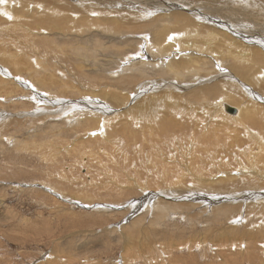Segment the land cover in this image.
<instances>
[{
	"label": "rangeland",
	"instance_id": "1",
	"mask_svg": "<svg viewBox=\"0 0 264 264\" xmlns=\"http://www.w3.org/2000/svg\"><path fill=\"white\" fill-rule=\"evenodd\" d=\"M0 9V264H264V187L219 180L258 145L242 127L222 136L236 124L204 110L264 105V0H0ZM86 13L122 28H86ZM162 98L196 107L200 120L177 113L180 129L160 124L155 136L148 119L127 126L155 116ZM192 149L199 162L187 176Z\"/></svg>",
	"mask_w": 264,
	"mask_h": 264
},
{
	"label": "bare ground",
	"instance_id": "2",
	"mask_svg": "<svg viewBox=\"0 0 264 264\" xmlns=\"http://www.w3.org/2000/svg\"><path fill=\"white\" fill-rule=\"evenodd\" d=\"M50 0H48V2H49ZM36 3V2H35ZM34 3V4H35ZM38 6H36V7H41V5L40 4H38V3H36ZM51 5V4H50ZM42 7H43V5H42ZM44 7H47V6H44ZM44 7H43V9H44ZM49 7V6H48ZM30 8V7H29ZM28 9V8H27ZM51 9H52V7L50 8V9H48L49 11H51ZM20 10V9H19ZM29 10V9H28ZM36 10H37V8H36ZM47 10V9H46ZM53 10V9H52ZM0 11H1V9H0ZM44 11V10H43ZM55 11V10H54ZM57 11V10H56ZM55 11V12H56ZM40 12V11H39ZM46 12H48V11H46ZM113 12V11H112ZM33 13V12H32ZM109 13V12H108ZM17 14V13H16ZM15 14V15H16ZM48 14V13H47ZM46 14V15H47ZM107 14V13H106ZM30 15V14H29ZM41 15V14H40ZM45 15V14H44ZM54 15H55V13H54ZM58 15V14H57ZM59 15H60V13H59ZM127 15H128V17H129V14L127 13ZM37 16H38V14H37ZM48 16V15H47ZM88 15H87V13H86V16L84 17V19L83 20H81L80 22H81V25L82 26H85L86 28H92V27H99L98 29H103L104 27H106L107 28V30H104V32L105 33H107V34H110V33H116V30L120 27V29L122 28L121 26H122V22H120L118 19H105V20H101L99 17H98V21H97V23H96V25L94 24V21L92 20V21H90V20H88L87 21V18H90V17H87ZM2 17V16H1ZM14 17H16V16H14ZM31 17H32V15H31ZM40 18H42V16H39ZM116 17V16H115ZM3 18V17H2ZM24 18H25V16H24ZM33 18V17H32ZM60 19H63V18H61V17H59ZM58 18V19H59ZM1 19V18H0ZM28 19V18H27ZM53 19H55V18H53ZM65 19V18H64ZM46 20H48V19H46ZM49 22H50V20H48ZM55 21V20H54ZM61 21V20H60ZM59 21V22H60ZM63 21V20H62ZM61 21V22H62ZM84 23H83V22ZM96 21V20H95ZM130 21V20H129ZM2 21L0 20V23H1ZM11 22V21H10ZM37 22H38V19H37ZM52 22H53V20H52ZM57 22V21H56ZM111 22H113L114 23V28H110L111 27ZM3 23V22H2ZM40 23V22H39ZM42 23H44V22H42ZM47 23V22H46ZM51 23V22H50ZM128 23V22H127ZM6 22H5V25L4 26H2L3 28L6 26ZM53 24H54V22H53ZM53 24H51L50 26H52ZM59 24V23H58ZM19 25H21V24H19ZM35 25H37V24H35ZM35 25L33 24V26L35 27ZM39 25V27H40V24H38ZM48 25V24H47ZM57 25V24H56ZM121 25V26H120ZM8 26V25H7ZM28 26V25H27ZM59 26H60V24H59ZM65 26H67V27H70V24H69V22H67L66 21V23H64L63 22V25L61 26V28L62 27H64L65 28ZM1 26H0V28H2ZM43 27V24H42V26H41V28ZM7 28V27H6ZM6 28H4V29H6ZM11 28V27H10ZM33 28V27H32ZM37 28V27H36ZM53 28H55V27H52L51 29H53ZM57 28V27H56ZM59 28V27H58ZM60 28V29H61ZM63 28V29H64ZM17 29H19V28H17ZM26 29V28H25ZM46 29V28H45ZM48 29V28H47ZM51 29H49V31H51ZM60 29H58V30H55L54 29V31H52V32H50V33H53V34H59V33H62L61 31H60ZM101 29V30H102ZM123 29H125V28H123ZM24 30V29H23ZM23 30H19L20 32H22ZM34 30H36V29H34ZM33 30V31H34ZM42 30H44L43 28H42ZM16 31V30H15ZM18 31V30H17ZM44 31H46V30H44ZM44 31H40V33L41 32H44ZM48 31V30H47ZM48 31V32H49ZM83 31H84V29H83ZM86 31V30H85ZM5 32H8V30L7 31H5ZM24 32V31H23ZM56 32V33H55ZM93 32V31H92ZM231 32V35H233L234 34V32L233 31H230ZM3 33V32H2ZM10 33V32H9ZM12 33H13V31H12ZM12 33H10V35L12 34ZM26 33H27V30H26ZM39 33V32H38ZM37 33V34H38ZM40 33H39V35H40ZM49 33V34H50ZM104 33V34H105ZM120 33V32H119ZM4 34V33H3ZM48 34V35H49ZM239 33L237 32L236 33V38L239 36L238 35ZM241 34L242 35H244L243 34V32H241ZM4 35H6V34H4ZM111 35H113V34H111ZM245 35H247V34H245ZM7 36V35H6ZM15 36V35H14ZM27 36H29V35H27ZM33 36V35H32ZM47 36V35H46ZM250 36V35H249ZM24 38V37H23ZM240 38V37H239ZM5 39V38H4ZM10 39V38H9ZM56 39V38H55ZM80 39V38H79ZM105 39V38H104ZM239 40V39H238ZM238 40H235L236 41V43H239V42H241V40L238 42ZM10 41V40H9ZM27 41V40H26ZM76 41V40H75ZM15 42V41H14ZM86 42V41H85ZM240 45H241V43H239ZM71 45V44H70ZM74 48H76V47H81L82 49H86L85 47H87V44L86 43H82V42H80L79 43V45L78 46H73ZM238 50L239 49H241V47H236ZM21 49V48H20ZM257 51H260L259 50V48H255ZM241 50H243V49H241ZM88 51V50H87ZM261 52V51H260ZM258 54V53H257ZM80 54H78L77 56H79ZM81 56V55H80ZM5 58H7V57H5ZM9 58V57H8ZM11 58V57H10ZM73 60H74V58H72ZM82 59V58H81ZM263 59V58H262ZM5 60V59H4ZM6 60H8L9 61V59H6ZM16 60H17V58H16ZM205 60V59H204ZM14 61H15V59H14ZM13 61V62H14ZM264 61V60H263ZM13 62H11V63H13ZM19 62V61H18ZM18 62H16L15 61V63H18ZM261 62H262V60H261ZM6 63L7 62H5V65H6ZM14 63V64H15ZM262 65L264 64L263 62L261 63ZM260 64V65H261ZM16 65H18V64H16ZM8 66V65H7ZM11 66H13V65H11ZM203 66V65H202ZM15 67V66H14ZM19 67H20V65H19ZM18 67V68H19ZM17 68V67H16ZM241 70V69H240ZM239 73V72H238ZM240 73L242 74V73H244L245 75H246V77H244L245 79H247V80H250L249 79V75H248V73L246 72V71H240ZM264 73V72H263ZM257 74V73H256ZM244 75V76H245ZM257 76V75H256ZM255 77V76H254ZM258 77L259 78H261L262 77V75L261 74H259L258 75ZM257 77V78H258ZM52 78V77H51ZM51 78H50V80H51ZM228 78H230V77H228ZM258 78V79H259ZM231 79V78H230ZM230 79H225V83H226V85H227V83H232L233 84V86H236L237 87V85H236V81L234 80H230ZM233 79V78H232ZM237 80V79H236ZM242 81V80H241ZM256 81H257V79H256ZM45 82H46V80H45ZM44 82V83H45ZM199 82V81H198ZM251 82H253V84H254V82L255 81H251ZM258 82V81H257ZM238 84H240L241 86H243L242 85V83H240L239 81H238ZM221 85V84H220ZM45 86H46V84H45ZM216 86H214L213 88H208V90H210V91H208V92H210L211 93V91H213L214 90V88H215ZM212 89V90H211ZM222 89V88H221ZM138 90V89H137ZM233 90V89H232ZM146 91V90H145ZM144 91V92H145ZM148 91V90H147ZM202 91V90H201ZM225 91H226V89H225ZM230 91V90H229ZM143 92V93H144ZM235 92V91H234ZM142 93V91H141V94H143ZM150 93H152L151 91H150ZM154 93V92H153ZM160 93V92H159ZM158 92H157V95L159 94ZM195 93H196V91H195ZM139 94V93H138ZM147 94V93H146ZM155 94V93H154ZM166 94H167V92H166ZM191 94V93H190ZM197 94H199V96L201 95V93L200 92H198ZM216 94V93H215ZM225 94V93H224ZM230 94V93H229ZM232 94H233V92H232ZM140 95V94H139ZM153 95V94H152ZM194 95V94H193ZM225 95H227V94H225ZM225 95H223V97H226ZM235 95H237L236 94V92H235ZM243 95V94H242ZM242 95H240V96H242ZM149 96V95H148ZM168 96V95H167ZM166 96V98H171V97H167ZM171 96V95H170ZM199 96H196V94H195V96L194 97H199ZM230 96H231V94H230ZM143 98L145 97V94H144V96H142ZM151 97V96H150ZM207 95L205 94V95H202V97H200V98H202V99H200V98H198L197 99V101L198 100H202V101H204V102H207ZM217 97V96H216ZM219 97H220V95H219ZM222 96H221V98H222V100L223 99H225V98H223ZM231 97H233V96H231ZM235 97V96H234ZM237 97V96H236ZM146 98H147V96H146ZM153 98V97H152ZM156 98V97H155ZM166 98H162V99H164L165 100V102L166 103H163V106L162 107H156L153 111H154V113L153 114H155V116H152V112H147L145 115L144 114H142V113H140V114H138L136 117H135V121H129V120H127V126L128 127H132V128H137V126H141V122L143 121V120H145V119H148L150 122H149V126L151 127V129H149V130H147V133L150 135V136H155L157 133H159L160 131H162L163 129H162V127L163 126H169V127H171V128H175V129H180L179 127H181V126H179V124H177L176 122H175V119L174 118H171V116L173 115V116H176V114L177 113H179L180 115H182V117H184L185 119L187 118V117H192V118H194V116H193V114H194V112H196L195 111V108L196 107H194V109L193 108H187L186 106H180V105H176L175 103L178 101V100H174L173 101V103L171 104V106L170 107H168L167 105L169 104V102L170 101H168V99H166ZM250 97H248V99H249ZM156 99H158V98H156ZM215 99V98H214ZM216 99H218V97L216 98ZM220 99V98H219ZM235 99V98H234ZM233 99V100H234ZM245 99V98H244ZM49 100V99H48ZM160 100V99H159ZM222 100H219V102L220 101H222ZM236 100V99H235ZM234 100V101H235ZM242 100H243V98H242ZM253 100V99H252ZM139 101V100H138ZM150 101V100H149ZM149 101H146V102H149ZM152 101H154V100H152ZM151 101V102H152ZM194 101H196V98H195V100ZM245 101V100H244ZM145 102V101H144ZM163 102V101H162ZM216 103L218 102V101H215ZM48 103V102H47ZM60 103V102H59ZM160 103V102H159ZM191 103H192V101H191ZM214 103V102H213ZM241 103H242V101H241ZM140 104H142V102L140 103ZM145 104V103H144ZM206 104V103H205ZM218 104V103H217ZM221 104V103H220ZM223 104V103H222ZM244 104V103H243ZM64 105V104H63ZM147 105V104H146ZM199 106V105H198ZM225 106H226V108H227V110H226V108H225ZM80 107V106H79ZM142 107H144V106H142ZM141 107V108H142ZM148 107V106H147ZM235 107V106H234ZM234 107H231V105L230 104H223V108H222V106L221 105H217V107H216V109L213 111V110H210V113L209 112H207L208 110L207 109H205L204 108V110H206V114L205 115H207V116H209L212 120H213V118H216V117H222V115L224 116V117H222L221 119H223V121H224V119L226 120H228V121H232L234 124H236V125H234V126H236L235 128H233V129H228L225 133H223V135L222 136H226V137H229L230 136V138L233 136V134H234V131L236 130V128H240L241 129V127L242 128H244L245 129V132L247 133H245L246 135H248V138L251 140V141H253L254 143H256L257 145H258V152L255 154V155H253V153H250L249 154V156H246V158H247V164L248 165H245V164H243V162L241 161V160H245L246 161V159H244V158H241V157H238V156H236V160H238L239 161V163H240V167H238V168H241V171H240V173H236L235 172V174L233 175V174H230L229 172L228 173H225V174H223L221 177H220V179L219 180H222V179H226L225 180V183L227 184V182L228 181H231L232 180V182H234V181H236V180H247L248 182H250V183H253V182H257V183H259V185L261 186V187H264V105H260V104H258V103H253L252 101H247V103L245 104V105H242L240 108L238 107L237 109L236 108H234ZM78 108V107H77ZM165 108H167L168 110L166 111V109ZM225 108V109H224ZM84 109V108H83ZM224 109V110H223ZM76 110V109H75ZM78 110V109H77ZM90 111V110H89ZM88 111V112H89ZM142 111V110H141ZM160 111H162L163 112V114H159V112ZM226 113H225V112ZM91 112V111H90ZM132 112H133V110H132ZM144 112V111H143ZM87 113V112H86ZM92 113H94V112H92ZM145 113V112H144ZM99 114V113H98ZM77 115H79L78 113H77ZM199 115V114H198ZM96 116V115H95ZM200 116H201V114L199 115V118H200ZM207 116L205 117V119L207 118ZM219 117V118H220ZM195 119V121H199L200 119H196V117L194 118ZM94 121H97V120H95V119H93ZM125 120V119H124ZM147 121V120H146ZM144 124V123H143ZM163 125V126H161V125ZM212 124V122L208 119V124H206V126L208 127L209 125H211ZM178 125V126H177ZM201 125V124H200ZM232 125V124H231ZM251 125H256L257 127H261L260 128V134L258 133V132H256L253 128H252V126ZM120 126V125H119ZM227 126V125H226ZM233 126V125H232ZM161 127V128H160ZM105 128V127H104ZM209 128H211V127H209ZM231 128V127H230ZM102 129V128H101ZM128 129V128H127ZM183 129V128H182ZM181 129V130H182ZM214 132H216V139H217V141H219L222 137L220 136L221 134L219 133L220 132V130H219V128H211ZM122 130H123V127H122ZM226 130V129H225ZM234 130V131H233ZM129 132H131V131H129ZM142 132L143 131H140V132H138V133H141L142 134ZM168 133H174V135H176V133L173 131V130H171V131H167ZM209 134H211L212 132H211V130H209ZM222 132V131H221ZM240 132V131H239ZM241 132H243V131H241ZM166 133V132H165ZM164 133V134H165ZM237 133V132H236ZM91 134V133H90ZM94 134H95V132H94ZM126 134L128 135V133L126 132ZM130 134V133H129ZM137 134V133H136ZM144 134V133H143ZM102 135V134H101ZM131 135H133V138H136L135 137V133L133 134H131ZM137 136V135H136ZM143 136H145V135H143ZM183 136H185V135H183ZM237 137H239V135L237 136ZM116 138V137H115ZM146 138H147V136H146ZM234 138V137H233ZM100 139H102V138H100ZM105 139V138H104ZM137 140V139H136ZM234 140H236V139H234ZM114 141V140H113ZM112 141V142H113ZM174 141V140H173ZM179 141V140H178ZM223 141V140H222ZM109 142V141H108ZM157 142V141H156ZM224 142V141H223ZM240 142V141H239ZM252 142V143H253ZM123 143V142H122ZM149 143V142H148ZM137 144V143H136ZM154 144V143H153ZM149 145H151V144H149ZM51 146V145H50ZM54 146V145H53ZM151 148V147H150ZM139 149H141V148H139ZM152 150H153V148H152ZM140 151V150H139ZM193 151H194V149H192L191 150V152H188V155H189V153H190V155H191V157H192V154H193ZM238 151V150H237ZM241 151V150H240ZM244 151V150H243ZM137 152V151H136ZM154 152V151H153ZM181 153H182V151H180ZM124 153V152H123ZM261 153H263V154H261ZM171 154H173V153H171ZM184 154V153H183ZM239 154H241V153H239ZM248 154V151L246 152V155ZM141 155V154H140ZM218 155V154H217ZM139 156V155H138ZM161 156H163V155H161ZM152 157V156H151ZM177 157V156H176ZM178 157H179V155H178ZM185 157H188V158H190L189 160H190V162H188V160H187V162L186 163H181V160H178V161H180V163L182 164V166H181V170H183V172H184V175H187V176H190L189 175V173H195V170H192V164L193 163H196V162H199V160L197 159V158H191V157H189V156H185ZM213 157H215L214 155H213ZM218 157V156H217ZM183 158V157H182ZM182 158H180V159H182ZM166 159V158H165ZM195 159V160H194ZM84 160V159H83ZM149 160V159H148ZM172 160V159H171ZM171 160H169V162L166 164V166H164L165 168H169L170 167V165H171ZM194 160V161H193ZM216 159L214 158L212 161H214V163L215 164H217L218 163V161L216 162L215 161ZM161 161V160H160ZM151 162V161H150ZM185 162V161H184ZM221 162V161H220ZM126 164V163H125ZM135 165V164H134ZM149 165V164H148ZM255 165H257V167H255ZM184 169H186L185 171H184ZM236 170V169H235ZM172 172V173H171ZM170 173L171 174H173L174 175V173H173V171H171ZM151 173V172H150ZM153 173V172H152ZM163 174H165V173H163ZM166 174H168V172H166ZM65 175H66V172H65ZM150 175V174H149ZM161 175L162 174H158V176L156 175V177H161ZM66 176H68V174L66 175ZM63 177H64V175H63ZM192 177V176H191ZM257 177V178H256ZM67 178V177H66ZM180 179V178H179ZM66 180V179H65ZM69 180V179H68ZM63 182H64V180H63ZM246 182V181H245ZM200 183V182H199ZM198 183V184H199ZM197 185V184H196ZM200 185V184H199ZM197 197V196H196ZM261 197H264V195L263 196H261ZM238 201V200H237ZM241 202V201H240ZM239 202V203H240ZM240 205H242V204H240ZM231 207H233V208H237V209H242L241 207H239V204H238V202L237 203H235V206H231ZM228 209H230V208H228ZM231 210V209H230ZM229 214V213H228ZM231 229H233V228H231ZM251 231H249V232H242V233H250ZM253 233V232H252ZM252 233H250V235L252 234ZM224 243H227L225 240H224ZM232 244H234V243H232ZM239 244V243H238ZM127 246V245H126ZM164 253V252H163ZM245 254H248V255H250V257H252V255H253V253H252V250L250 249V248H248L247 250H246V252H245ZM235 255V254H234ZM245 256H247V255H245ZM263 256V255H262ZM128 260V259H127ZM148 263V262H147ZM149 264V263H148Z\"/></svg>",
	"mask_w": 264,
	"mask_h": 264
}]
</instances>
